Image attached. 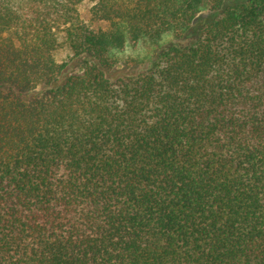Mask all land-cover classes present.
Segmentation results:
<instances>
[{
	"label": "trees",
	"instance_id": "1",
	"mask_svg": "<svg viewBox=\"0 0 264 264\" xmlns=\"http://www.w3.org/2000/svg\"><path fill=\"white\" fill-rule=\"evenodd\" d=\"M0 264H264V0H0Z\"/></svg>",
	"mask_w": 264,
	"mask_h": 264
},
{
	"label": "rangeland",
	"instance_id": "2",
	"mask_svg": "<svg viewBox=\"0 0 264 264\" xmlns=\"http://www.w3.org/2000/svg\"><path fill=\"white\" fill-rule=\"evenodd\" d=\"M226 1L229 2L231 0H226ZM90 6H91V4L89 2H82V3H80L79 4V12H80V16H81V18L83 20H85L86 22H88L89 24H91V26L95 27V26L99 25L101 22L94 21L93 19H91L90 12H89ZM203 14H205V13L204 12L200 13V16L203 15ZM191 33L189 35H192ZM188 37H186V38H188ZM64 54H65V51L63 49H61L58 52L57 57L60 58ZM145 66H146V64L124 65V63H118L114 67H112L111 69H109L108 71H106V75H108L110 77L119 76V75H122V74H127V73H132V72L140 71Z\"/></svg>",
	"mask_w": 264,
	"mask_h": 264
}]
</instances>
